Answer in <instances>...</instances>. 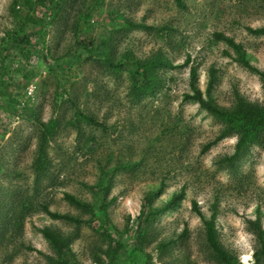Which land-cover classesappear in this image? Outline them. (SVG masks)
Here are the masks:
<instances>
[{
    "label": "rangeland",
    "instance_id": "374dc122",
    "mask_svg": "<svg viewBox=\"0 0 264 264\" xmlns=\"http://www.w3.org/2000/svg\"><path fill=\"white\" fill-rule=\"evenodd\" d=\"M182 1L0 0V264H221L193 201L234 264H255L264 130L227 161L237 134L215 139L227 127L185 93L193 66L216 104L264 105V0Z\"/></svg>",
    "mask_w": 264,
    "mask_h": 264
},
{
    "label": "trees",
    "instance_id": "16d2710c",
    "mask_svg": "<svg viewBox=\"0 0 264 264\" xmlns=\"http://www.w3.org/2000/svg\"><path fill=\"white\" fill-rule=\"evenodd\" d=\"M176 4L180 7H184V2L182 0H175ZM255 31L264 32V27H259L254 29ZM215 37L217 39L225 41L230 47L234 49L235 52L239 54L240 61L244 65H248V61L244 56V50L241 46V43L235 41L233 37L224 34L223 32H216ZM187 62V61H186ZM162 64L172 65L168 61H161ZM260 75L264 79V72H260ZM197 80V71L195 67H190V87L191 92L185 93L186 98H191L199 103V105L205 108L209 113L220 119L225 128L222 133H220L215 139L220 138L222 135L227 134L228 132H235L237 134V141L235 143V150L229 156L225 157V160L232 161L233 158L237 157L239 153L244 150L248 145L258 142L261 140V134L264 130V105L253 104L244 101H237L231 106L222 107L216 104L210 94V88L213 83V71H210L207 84L205 87L206 96L203 95L202 89L196 82ZM81 115L91 124L100 125L101 122L97 121L94 117L81 113ZM45 132H42L40 138L38 153L42 157L45 153ZM214 139V140H215ZM213 142V141H211ZM211 142L206 143L202 150H205ZM184 197V188L181 187L179 190L172 192V194L165 200L163 203L155 209V213H160L165 210H168L174 207L181 198ZM64 198L72 204H75L82 208H87L89 205L87 202L81 201V199L76 198L70 193H65ZM150 195H146L143 198L141 211L143 212L146 204H149ZM192 208L200 216V219L203 224L204 236L208 247L213 252L216 260L221 264H234L233 255L224 248V246L219 242L216 234V229L214 226V221L212 217H206L197 207L195 201L192 202ZM43 210L53 218H60L67 221H80V217L71 215L69 213H61L58 211H53L49 209L48 205H43ZM260 226H258L259 228ZM254 228V231L257 234L258 240L260 242V249L256 250L254 253L255 264H264V231ZM42 235L47 239L49 244L58 252L63 250L64 240L61 235L56 233L53 229L49 227L41 228ZM161 244V243H159ZM161 245L164 246V243Z\"/></svg>",
    "mask_w": 264,
    "mask_h": 264
}]
</instances>
